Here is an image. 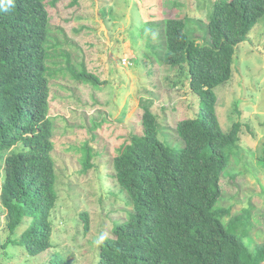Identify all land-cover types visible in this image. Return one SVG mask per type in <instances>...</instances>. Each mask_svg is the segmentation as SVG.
<instances>
[{
  "label": "trees",
  "instance_id": "16d2710c",
  "mask_svg": "<svg viewBox=\"0 0 264 264\" xmlns=\"http://www.w3.org/2000/svg\"><path fill=\"white\" fill-rule=\"evenodd\" d=\"M59 2L0 0V203L7 214L3 256L11 246L23 247L28 257L55 247L52 216L59 195L50 82L63 69L50 67L51 51L60 45L52 41L49 8ZM263 17L264 0H217L207 37L200 41L190 35L187 19L165 21L164 65L188 78L199 111L177 124L181 142L175 145L161 132L158 117L145 110L142 135H134L113 160L116 181L133 211L126 221L114 223L112 236L102 238L97 264L264 263V245L251 251L244 241L251 212L232 216V208L221 205L234 186L236 175L228 167L241 142L242 124L223 129L215 93L231 81L236 49ZM75 78L100 83L87 72ZM87 152L84 165L89 169L92 154ZM81 219L88 233L89 215L83 213ZM58 254L49 264H69Z\"/></svg>",
  "mask_w": 264,
  "mask_h": 264
},
{
  "label": "rangeland",
  "instance_id": "374dc122",
  "mask_svg": "<svg viewBox=\"0 0 264 264\" xmlns=\"http://www.w3.org/2000/svg\"><path fill=\"white\" fill-rule=\"evenodd\" d=\"M216 1L80 0L72 6L73 0H61L49 8L52 41L60 45L51 51L50 67L63 69L50 82L59 195L52 216L55 247L28 257L23 247L11 246L3 256L7 214L0 203V264H49L57 253L69 264L98 263L102 238L112 236L114 223L133 211L116 181L113 160L134 135H142L145 110L158 117L161 132L175 145L181 142L177 124L199 111L188 78L164 65L165 21L187 19L190 35L200 41L207 37ZM233 69L227 86L215 89L223 129L242 124L228 167L237 179L221 205L231 207L232 216L251 212L244 241L254 251L264 245V17L237 47ZM82 72L100 83L75 78ZM83 213L90 218L88 233Z\"/></svg>",
  "mask_w": 264,
  "mask_h": 264
}]
</instances>
